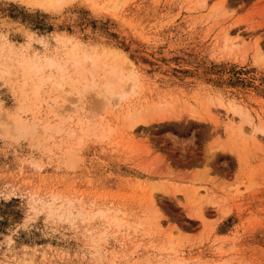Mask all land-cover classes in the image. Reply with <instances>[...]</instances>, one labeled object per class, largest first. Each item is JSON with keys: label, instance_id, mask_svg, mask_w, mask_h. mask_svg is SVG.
Instances as JSON below:
<instances>
[{"label": "rangeland", "instance_id": "rangeland-1", "mask_svg": "<svg viewBox=\"0 0 264 264\" xmlns=\"http://www.w3.org/2000/svg\"><path fill=\"white\" fill-rule=\"evenodd\" d=\"M177 261L264 264V0H0V264Z\"/></svg>", "mask_w": 264, "mask_h": 264}, {"label": "bare ground", "instance_id": "bare-ground-1", "mask_svg": "<svg viewBox=\"0 0 264 264\" xmlns=\"http://www.w3.org/2000/svg\"><path fill=\"white\" fill-rule=\"evenodd\" d=\"M43 1L44 0H34V3L37 4V5H40ZM57 1H59V0H48V2L50 4L55 3ZM111 92H112L111 89H107L106 90V93H108L109 95H111ZM130 134H132V133L130 132ZM152 203H153V200H152ZM175 264H180V262L177 261V262H175Z\"/></svg>", "mask_w": 264, "mask_h": 264}]
</instances>
